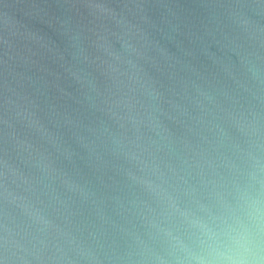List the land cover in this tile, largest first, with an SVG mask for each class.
Segmentation results:
<instances>
[{
	"label": "water",
	"instance_id": "obj_1",
	"mask_svg": "<svg viewBox=\"0 0 264 264\" xmlns=\"http://www.w3.org/2000/svg\"><path fill=\"white\" fill-rule=\"evenodd\" d=\"M264 264V0H0V264Z\"/></svg>",
	"mask_w": 264,
	"mask_h": 264
},
{
	"label": "clouds",
	"instance_id": "obj_2",
	"mask_svg": "<svg viewBox=\"0 0 264 264\" xmlns=\"http://www.w3.org/2000/svg\"><path fill=\"white\" fill-rule=\"evenodd\" d=\"M229 264H248V262L244 260H233L230 261Z\"/></svg>",
	"mask_w": 264,
	"mask_h": 264
}]
</instances>
